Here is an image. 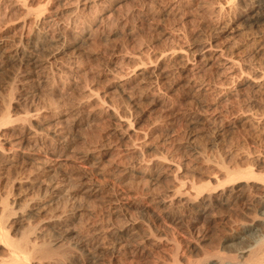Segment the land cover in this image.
<instances>
[{
    "label": "rangeland",
    "instance_id": "obj_1",
    "mask_svg": "<svg viewBox=\"0 0 264 264\" xmlns=\"http://www.w3.org/2000/svg\"><path fill=\"white\" fill-rule=\"evenodd\" d=\"M87 1L0 0V119L15 120L0 123V210H13L0 219L52 226L59 243L102 236L103 223L136 222L139 231L190 193L194 209L206 207L208 191L195 187L264 160V11L252 0ZM49 10L62 44L42 43L33 65L18 69L20 33ZM208 205L199 249L217 243L232 213ZM189 210L179 213L182 234ZM156 235L166 257L172 242Z\"/></svg>",
    "mask_w": 264,
    "mask_h": 264
},
{
    "label": "bare ground",
    "instance_id": "obj_2",
    "mask_svg": "<svg viewBox=\"0 0 264 264\" xmlns=\"http://www.w3.org/2000/svg\"><path fill=\"white\" fill-rule=\"evenodd\" d=\"M252 2H253L252 4H254L257 9H261L264 11V0H260V1L259 0H255V1L252 0ZM230 3L233 4L234 2L233 3L230 2ZM83 5H85V4H83ZM97 5H98V3H97ZM90 6H91V4H90ZM233 7H235V6L233 5ZM233 7H231V8H233ZM49 11L50 12L47 13V15H45L44 17H42V19L40 18L41 15L39 17L37 16L38 18L33 17L32 18L33 22L32 21H31L32 23L30 22L32 24V26L29 27L30 29L28 31L26 30L27 33L26 34H23L22 32L20 33L18 44L16 45V47L14 49V54L16 56L14 61L16 62L15 64L17 65L18 69L29 67L30 65H33L32 59H33L34 54L36 53L35 51L38 50V48L41 46L42 43L54 45L55 43L59 42L62 38L64 40L65 36L63 37L61 35L62 32L60 33L57 31L58 33L55 34V32L50 31L51 26H54L52 24H55L58 27H60V26L58 24H56V22L58 20L57 19L58 17L55 15L56 13L54 14L53 12H51V10H49ZM259 16H261V15H259ZM39 19H41V20H39ZM22 28H24V26ZM64 32H66V31H64ZM13 41H14V39H13ZM22 44H24V45H22ZM61 44L62 43H60V45ZM36 58H37V56H36ZM14 61H11V62L14 63ZM0 63H1V61H0ZM1 68H3V67H1ZM30 69H31V67H30ZM19 71H22V70H19ZM26 74H27V72H26ZM24 80H26V79H24ZM9 102H10V100H9ZM9 104H8V106H9ZM220 115L221 114H219V116ZM9 116L11 117V115H9V114L7 115V113L5 114L4 117L2 116L3 119L2 118H1L2 120L0 119L1 120L0 123H2V125H3L4 123H7L9 121H10V123H11V121L14 122L15 120L13 118H12L13 119L12 120ZM58 121H60V120H58ZM118 121H120V120H118ZM28 122L29 121H27V123ZM125 123H127V122L125 121ZM31 125H33V124L27 125V126H29L28 128H30ZM58 125H59V123H58ZM20 128H21V126H20ZM32 129H35V128H32ZM35 130H33L34 133H35ZM43 130H45V129H43ZM20 131H21V129H20ZM37 132L38 131L36 130V133ZM39 133H42V132H39ZM58 133L60 134L59 131H58ZM32 134L30 135L31 137H29V138H33ZM45 134L49 135V133H45ZM35 136H36V134H35ZM39 136H41V135H38L36 137L38 138ZM17 138L19 141L20 137H17ZM48 138L52 139L51 135ZM34 139H36V138H34ZM25 140H26V138L24 140H22V137H21V142H24ZM27 140H26V142L29 141V140L28 141ZM56 140H59V138ZM21 142L19 144H21ZM24 143H23V145H24ZM42 143H44V142L42 141ZM35 144H38V143H35ZM55 145H56V143H55ZM54 150L52 151L53 153H54ZM2 151L3 150H1V152ZM1 152H0V154H1ZM3 152H5V150ZM258 152H259V150H258ZM62 153H63V151H62ZM4 154H6V153H4ZM259 155L264 156L263 148L260 151ZM259 155H258V157H259ZM46 158H48V157H46ZM256 159H257V157H256ZM46 160H50V159H46ZM259 160L260 159H258V161ZM253 161L251 163H254ZM54 163L56 164V162H53V164ZM224 165H223V163L221 164V166H224ZM249 167L247 166L246 169H243V168L238 169L236 167V169L233 168V170H231L229 168L230 170L228 172H227L228 168L224 167V168H222L224 170L223 172H225V174L222 173V176H224V177H222L223 179L220 178L222 181L219 180L220 183L222 182L224 184H219L218 181L216 182L217 179L215 178L216 180H214V181L218 184H213V183L207 184V185H201L200 184V185H198L199 187L197 186L198 188L195 187V189H196L195 194H199L202 190L204 192L205 189L208 191V193L206 194L204 199L203 200L201 199L203 201V202H201V204H205L207 202H208V204H216L217 207H219V212L221 209L226 208L225 206H230V209L232 210V213L228 217L229 226L227 225L228 227L227 228L225 227L223 229V231H221L224 233V235L222 236L220 234L222 237H219V239L217 240V243H215L214 245H212L208 248H203V249L200 248L199 249L198 248V241H199V239L203 238L204 235L206 234L205 233L206 228H207L206 224L207 223H208V225L210 224V220H208V219H207V221H205L206 219L201 220V217L206 218V216L211 213V211L207 212V210H206L207 206L209 207V205L207 204L206 207H204L205 205H203V207H199L198 209H194L195 206L193 205V200L191 197L192 195L190 193L191 196L190 195L187 196V194H188L187 193L185 203L184 202L181 203L180 201H182V200H179V202H173L172 201L173 199L171 200V202H169L170 204H169V206H167V208L170 209L173 213H175L174 215H170V214H168V212L164 213L163 212L164 209H163V211L161 210L162 212H156L154 217H152L153 219L151 221H149V225L147 224V226L145 228L143 227L144 229L141 228V230L137 231L138 229H136L137 227L134 225L136 222H134V223L130 222L129 224L128 223L126 224L124 222L122 223V221H121V224L117 225V226H114L115 223L113 225L112 224L107 225L104 223H103L104 224L103 225L101 223L102 226L101 225H99V226L102 228V230H101L103 232L102 236H97V235H95V233L91 232L92 234H87L84 237L80 236V238L76 239V241H74L73 243H67L66 241L63 243L62 242L59 243L58 240L55 241L56 239H53L52 235L49 234V232H51V233L53 232L52 226H50L49 228L47 227L46 230L42 229V230H44V232L43 231L37 232L39 230V229H37L38 225L35 226V225H32L31 223H27L26 226L23 225L24 227L22 229H20L18 227V223L21 221L19 218H15L14 220H10V222H8V223L5 222V223H7L5 225L2 223V221H1L2 219H0V264H264V160L262 159V161L254 163V165H252V167H250V168ZM87 168H89V167H87ZM225 168L227 170H225ZM85 174H86V172H85ZM86 176L88 178V175H86ZM83 179H85V178H83ZM65 181H67V180H65ZM90 181H91V179H90ZM84 183H86V182H84ZM56 184H57V182H56ZM60 184H61V182H60ZM48 185H51V184H48ZM87 185L92 186V185H96V184L88 183ZM101 185L104 186L105 184H101ZM110 185L113 186V183ZM81 186H83V184ZM108 186H109V184H108ZM111 186L108 188H111ZM43 189H45V188H43ZM95 189H97V188L95 187ZM100 190H102V189H100ZM197 190H199V193H197ZM120 191H122V190H120ZM45 193H47V192H45ZM183 194H181L182 197L185 195V194L184 195ZM195 197H197V196H195ZM123 199L126 200L127 198L125 199L122 197V201H123ZM112 200H113V198H112ZM119 200H120V197H119ZM162 200H163V198H162ZM169 201H170V199H169ZM158 203H161V202L159 201ZM164 203H165V201H164ZM164 203H162L160 205H164ZM167 203H166V205H168ZM196 204H198V202ZM4 205H7V203H5ZM127 206H130V205H127ZM174 206L176 208L175 211L172 210L173 209L172 207H174ZM187 206H188V208L191 209V210H189L190 213L187 215V218H188V221L191 225V228H189V230H187L186 233L182 234L181 227L184 225L181 226V224H184L186 222V220H185V222L182 223V218H181L182 216L181 215L179 216V213L185 207L187 208ZM212 206L214 207V205H212ZM6 208H7V210H5V211H8L9 215H7L8 213L6 214L5 211H3V209H5L4 206H3V208H1L2 210H0L1 211L0 215H2L4 213V214H6L7 217H10L13 214V212H12L13 210L11 211L10 208H8V207H6ZM208 209H210V208H208ZM127 210H129V209H127ZM63 211H65V210H63ZM123 211H125V210H123ZM156 211H157V209H156ZM219 212H217V213H219ZM225 213L226 212H224V214ZM185 214H187V213H185ZM220 215L221 214H219V216ZM124 216H125V214H124ZM183 216H185V215L183 214ZM7 217H5L6 219H4L3 221L9 220V219H7ZM57 217H58V215H57ZM0 218H2V217H0ZM122 218H123V216H122ZM149 218H151V217H149ZM54 219H56V218H54ZM183 219H185V218H183ZM224 219H225V217H224ZM50 220H52V219H50ZM58 221H59V223L61 222V220H58ZM116 221H118V219ZM124 221L126 222L127 220H124ZM101 222H102V219H101ZM147 222H148V218H147ZM98 223H100V222H98ZM98 223H96V224H98ZM145 223H146V221H145ZM219 224L220 223H218L217 226ZM19 225H20V223H19ZM150 226H151V228H150ZM186 226L187 225H185L184 229L188 228V226L187 227ZM204 227H205V229H204ZM90 228H92L91 229L92 231L95 230V228L92 226ZM132 229H136V232L135 231L131 232ZM152 229H154L155 231H153ZM207 229L209 230V228H207ZM218 230H220V229H218ZM209 232H210V230H209ZM154 233L157 235L158 234L161 235V237L164 236L165 238H167L168 240H170L172 242V244H171V245H173L172 248L169 250L166 249L169 252V253L167 252L168 254L166 253V255H167L166 257H165V255H162L159 252H157L156 245H157L158 240L156 239V237L153 236ZM216 235H215V237H216ZM51 238L53 240H51ZM159 239L161 240V238H159ZM159 242L161 243V241H159ZM164 242H166L168 244L167 241H164ZM212 244H213V242H212ZM199 246H202V245H199ZM162 247H163V245H162ZM197 249L201 250V251H199L200 254L199 255L195 254L196 256L192 257V252L195 253L194 250H197ZM163 250L164 249H162V251ZM165 252H163V254ZM197 253H198V251H197ZM3 256H5V257H3ZM211 260H214V261H212V263H210Z\"/></svg>",
    "mask_w": 264,
    "mask_h": 264
}]
</instances>
